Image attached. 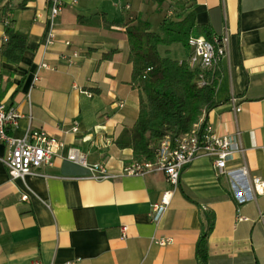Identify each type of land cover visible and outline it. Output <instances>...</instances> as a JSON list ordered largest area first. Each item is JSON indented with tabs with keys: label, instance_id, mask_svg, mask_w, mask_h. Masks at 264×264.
Segmentation results:
<instances>
[{
	"label": "crops",
	"instance_id": "0c3cea01",
	"mask_svg": "<svg viewBox=\"0 0 264 264\" xmlns=\"http://www.w3.org/2000/svg\"><path fill=\"white\" fill-rule=\"evenodd\" d=\"M53 1L27 0L22 11L11 4L12 27L27 36L18 64L1 54L0 21V102L20 116L8 133L22 138L44 131L65 145L51 165L11 180L0 142V264H197L205 214L214 217L207 264H264V194L245 193L252 179L264 181V0H194L196 24L208 26L211 38L228 37V56L218 63L217 105L204 124L217 136L239 133L243 155L229 166L245 164L248 178L217 176L212 160L199 157L182 170L175 190L161 173L123 175L135 160L131 149L116 146L139 112L124 25L150 23L155 13L162 22L172 16V0L161 6L57 0L55 42L44 50ZM231 97L241 108L235 116ZM68 149L116 177L91 179L86 167L65 159ZM168 191L169 204L153 223L152 207ZM157 239L171 242L159 246Z\"/></svg>",
	"mask_w": 264,
	"mask_h": 264
},
{
	"label": "trees",
	"instance_id": "16d2710c",
	"mask_svg": "<svg viewBox=\"0 0 264 264\" xmlns=\"http://www.w3.org/2000/svg\"><path fill=\"white\" fill-rule=\"evenodd\" d=\"M151 1L161 6L165 0ZM172 1V16L161 22V34L151 31L150 23L142 19L124 25L128 61L132 65L131 83L139 90V112L133 127L121 134L116 146L131 149L137 161H153L164 137L173 141L189 132L217 105L214 96L218 75L209 85L198 87V71H192L186 61L179 62L159 54L160 46L173 44L182 45L188 54L189 38H211L209 27L195 22L194 0ZM13 2H18L16 9L22 11L27 0H0V21L6 24L7 37L1 54L8 63L18 64L27 48V36L12 27ZM213 223V215L205 214L195 249L197 264H207V243Z\"/></svg>",
	"mask_w": 264,
	"mask_h": 264
},
{
	"label": "built area",
	"instance_id": "2783aa9c",
	"mask_svg": "<svg viewBox=\"0 0 264 264\" xmlns=\"http://www.w3.org/2000/svg\"><path fill=\"white\" fill-rule=\"evenodd\" d=\"M77 0H73L75 3ZM60 4L53 1L50 12V27L47 31L43 44L44 50L50 48L55 42L53 29L54 20L59 15ZM5 26L6 24L3 23ZM7 43V37L3 39ZM66 46L69 43H65ZM187 46L190 55L187 64L192 71H198L197 85L204 87L215 80L218 72V63L228 56V37L214 36L210 40L204 37H191ZM77 54H72L76 58ZM41 69H48V65L41 63ZM37 78V77H36ZM231 112L235 116L241 111L237 100L230 99ZM205 115V114H204ZM204 115L198 123L194 124L191 130L180 135L175 140L168 136L164 137L156 150L153 161H133L122 170L123 175H147L161 173L166 177L168 184L173 190L178 187L182 170L199 157H207L212 160V167L217 176H231L236 178H248V171L245 164L237 169H231L230 164L236 161L237 156L243 155V150L239 142V133L231 136H217L210 132L208 126L204 124ZM20 116L15 109L0 102V142L7 149L3 163L7 168L11 180L23 179L33 174L35 171L49 166L52 160L59 156L65 145L58 139L49 136L44 131H30L22 138H16L8 133V127H16ZM77 128L72 129L76 133ZM65 159L77 165L86 167L91 173V179L102 181L116 176L110 175L103 165L88 166L85 157L77 149H68ZM252 195L264 194V181L254 178L245 193ZM171 191L164 193L159 204L154 205L150 212V219L153 223H158L169 204ZM26 200L27 196L21 197ZM122 237L126 228H121ZM170 239H157L155 244L159 246L168 245Z\"/></svg>",
	"mask_w": 264,
	"mask_h": 264
},
{
	"label": "rangeland",
	"instance_id": "374dc122",
	"mask_svg": "<svg viewBox=\"0 0 264 264\" xmlns=\"http://www.w3.org/2000/svg\"><path fill=\"white\" fill-rule=\"evenodd\" d=\"M161 17H162V14L155 13L149 19V22L151 24L152 30L154 32L159 33V34L162 33L161 32V23H160L161 22ZM167 50L169 51V53H167ZM159 54L162 57H169V58H171L173 60H176V61L186 60L187 59L185 50L182 47V45H180V44H173L170 47L160 46L159 47Z\"/></svg>",
	"mask_w": 264,
	"mask_h": 264
}]
</instances>
